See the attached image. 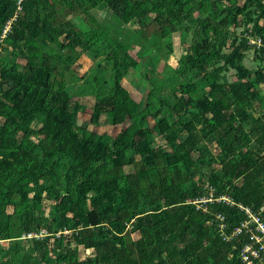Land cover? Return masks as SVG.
Masks as SVG:
<instances>
[{"label": "trees", "instance_id": "1", "mask_svg": "<svg viewBox=\"0 0 264 264\" xmlns=\"http://www.w3.org/2000/svg\"><path fill=\"white\" fill-rule=\"evenodd\" d=\"M18 1L0 0V239L29 250L0 248V264H237L190 202L206 183L264 202V48L248 44L264 42V0Z\"/></svg>", "mask_w": 264, "mask_h": 264}, {"label": "built area", "instance_id": "2", "mask_svg": "<svg viewBox=\"0 0 264 264\" xmlns=\"http://www.w3.org/2000/svg\"><path fill=\"white\" fill-rule=\"evenodd\" d=\"M14 19L6 23L3 35L9 31ZM248 44L256 49L264 48V42L260 38H249ZM205 188L208 194L190 203L196 207V210L210 214L219 238L222 242L232 245V249L237 252V264H264V202L257 209H253L234 202L226 194L215 195L214 188L208 183H206ZM208 204H224L237 209L242 214L243 219L230 226L229 223H226L223 213H209ZM47 235V231L42 229L38 234L23 235L21 239L42 238ZM4 241L8 242V240L0 239V244Z\"/></svg>", "mask_w": 264, "mask_h": 264}, {"label": "rangeland", "instance_id": "3", "mask_svg": "<svg viewBox=\"0 0 264 264\" xmlns=\"http://www.w3.org/2000/svg\"><path fill=\"white\" fill-rule=\"evenodd\" d=\"M104 16L106 14H103ZM133 25H129L127 26L126 28H130L131 30L135 28L132 27ZM123 29L125 30V28L123 27ZM184 39V36H181V35H176L174 34L173 36V54L171 56H166L167 58V62L166 64H168L169 66L171 67H174L175 64H176V61H177V56L183 52L185 50V48L187 47V44L186 42L183 43L181 42V40L183 41ZM138 51V48L137 47H134L132 52H131V55L134 57L136 52ZM252 57V51L249 53V56H247V58L244 60L245 61V64L246 66L250 63L251 64V59ZM81 62V63H80ZM80 63V64H79ZM92 61L90 59H88L86 56H83L81 57L80 61L77 63V71L79 72L80 75H83V74H86L90 68L92 67ZM164 65V62H159L158 63V68L156 69L155 67L154 68H151L150 71H161L162 67ZM146 70L145 69V66L143 67V71ZM127 75H130V74H127ZM126 78V75L124 76V79ZM123 79V84L126 86V88L130 91V94L132 96V98H134L136 101H140V99L142 98V91L141 90H138L136 88H133L131 87L127 80ZM134 79H137L138 78H134ZM67 90L69 91H72L74 90L73 87L72 88H67ZM85 102L87 103V110L84 114H81L78 116V123L81 124L82 122L84 121H87L89 119V108L93 105L94 103V100L92 98H86L85 99ZM261 110L264 112V109L263 107L261 108ZM261 114V112H260ZM124 125H117V126H108V127H95V126H89V130L95 134H98V135H103V134H106V135H110V136H114L115 134H117L120 129L123 127ZM175 130L176 131H179V128L177 126H175ZM161 140H160V137H155L154 140H153V144L157 145L158 143H160ZM125 171L127 172H131V168L130 167H126L125 168ZM8 212L11 213V208L8 209ZM134 239L137 238L136 235L133 236ZM17 242V243H16ZM17 247V250L18 248H20V254L23 256V254L25 255L26 252L29 250V247L27 245H24L23 244V241H15V240H8L7 241H4L2 242V244H0V248H1V252L3 253V255H6L7 253L9 254L8 256H11L10 255V252H14L15 250V247ZM20 256V255H19ZM15 260H16V256L13 255L12 256ZM80 258L83 259L84 258V254L82 253V250L80 252ZM14 259H12V261H14ZM14 264H16V262H14Z\"/></svg>", "mask_w": 264, "mask_h": 264}]
</instances>
